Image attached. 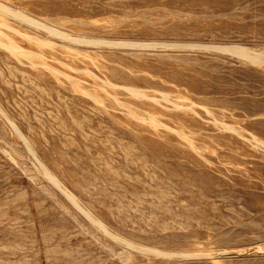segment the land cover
Segmentation results:
<instances>
[{
  "label": "rangeland",
  "instance_id": "374dc122",
  "mask_svg": "<svg viewBox=\"0 0 264 264\" xmlns=\"http://www.w3.org/2000/svg\"><path fill=\"white\" fill-rule=\"evenodd\" d=\"M0 7V264H264V0Z\"/></svg>",
  "mask_w": 264,
  "mask_h": 264
},
{
  "label": "bare ground",
  "instance_id": "6f19581e",
  "mask_svg": "<svg viewBox=\"0 0 264 264\" xmlns=\"http://www.w3.org/2000/svg\"><path fill=\"white\" fill-rule=\"evenodd\" d=\"M3 11V10H6V9H2L1 7H0V11ZM16 16V15H15ZM18 16V15H17ZM19 18H20V16H18ZM133 45V44H132ZM239 51V50H238ZM244 54V53H243Z\"/></svg>",
  "mask_w": 264,
  "mask_h": 264
}]
</instances>
